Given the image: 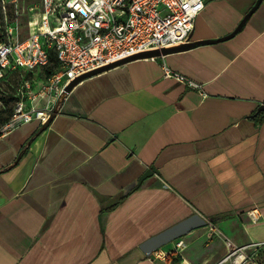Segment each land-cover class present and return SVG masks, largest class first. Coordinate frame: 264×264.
<instances>
[{
    "label": "crops",
    "instance_id": "1",
    "mask_svg": "<svg viewBox=\"0 0 264 264\" xmlns=\"http://www.w3.org/2000/svg\"><path fill=\"white\" fill-rule=\"evenodd\" d=\"M258 1L205 0L193 42L225 39L166 54L203 91L137 58L75 85L48 126L0 135V264H241L264 243ZM195 213L208 223L179 255L141 250Z\"/></svg>",
    "mask_w": 264,
    "mask_h": 264
},
{
    "label": "built area",
    "instance_id": "2",
    "mask_svg": "<svg viewBox=\"0 0 264 264\" xmlns=\"http://www.w3.org/2000/svg\"><path fill=\"white\" fill-rule=\"evenodd\" d=\"M20 4L0 0V79L12 72L42 70L53 56L58 64L31 92L29 99L40 105L27 107L21 91L10 128L35 120L47 123L59 112L66 88L89 72L193 42L196 19L206 7L205 0H34L20 12ZM23 15L29 24L26 38L20 39ZM158 57L164 60V77L203 91L201 83L169 67L166 54L148 58ZM184 246L178 239L173 250L160 248L152 254L167 258L179 255Z\"/></svg>",
    "mask_w": 264,
    "mask_h": 264
},
{
    "label": "rangeland",
    "instance_id": "3",
    "mask_svg": "<svg viewBox=\"0 0 264 264\" xmlns=\"http://www.w3.org/2000/svg\"><path fill=\"white\" fill-rule=\"evenodd\" d=\"M34 0H20V12L26 11V6L28 3L33 2ZM10 14L14 16V13L11 11ZM26 14V13H25ZM27 15V14H26ZM26 15L22 16V26L23 32L20 34V39H24L27 36L28 21H26ZM28 16V15H27ZM29 17V16H28ZM3 29L0 27V36H2ZM1 40V38H0ZM43 74V71L38 75L36 74H27L26 72H12L9 73L6 77L0 79V135L8 131L10 127H7L13 119L15 109L21 97V91H24L25 94V103L27 107H31L33 104L40 102L29 99L31 92L38 87L39 76ZM27 82L30 83V89H28ZM10 116V120L7 122H2V119ZM242 256L241 264H264V243H250L246 242L237 253L236 257ZM227 264H230L228 262Z\"/></svg>",
    "mask_w": 264,
    "mask_h": 264
},
{
    "label": "water",
    "instance_id": "4",
    "mask_svg": "<svg viewBox=\"0 0 264 264\" xmlns=\"http://www.w3.org/2000/svg\"><path fill=\"white\" fill-rule=\"evenodd\" d=\"M261 2V0L258 1V4ZM223 39H215V40H205V41H196V42H191L189 44L186 45H181L178 47H173V48H165L162 49L161 51L156 50V51H150L147 53H143L134 57H131L129 59L117 62V63H113L110 64L108 66H105L103 68L97 69L95 71L89 72L77 79H75L65 90L64 93V97L67 96V94L73 89V87L75 85H77L79 82H81L82 80H84L87 77L93 76L95 74H98L100 72H103L105 70H108L110 68L119 66L121 64H124L126 62H129L131 60L137 59V58H144V57H151V56H159L161 53L162 54H168L170 52L173 51H178V50H183V49H189L192 47H195L197 45L200 44H205V43H209V42H213V41H219V40H224ZM264 111V102L260 105V107L258 108V112ZM55 115H53L47 123L43 124V127L48 126L51 121L53 120ZM208 223V221L204 218V216H202L199 213H195L192 216L188 217L187 219L177 223L176 225L162 231L161 233H158L152 237H150L149 239H147L145 242H143L140 246L141 250L148 256H150L154 251L162 248L163 246L187 235L189 232H191L194 229L200 228L202 226H206Z\"/></svg>",
    "mask_w": 264,
    "mask_h": 264
},
{
    "label": "trees",
    "instance_id": "5",
    "mask_svg": "<svg viewBox=\"0 0 264 264\" xmlns=\"http://www.w3.org/2000/svg\"><path fill=\"white\" fill-rule=\"evenodd\" d=\"M0 38L2 40V37L1 36H0ZM57 64H58L57 63V60L53 56L52 59H51V63L48 66L44 67L42 70L35 71V72H26V73L27 74H36V73H38V75H39L43 71V74L41 76H39V80H38V82H41L42 80L46 79L47 77H49L53 73V71L57 67ZM263 114H264V112L261 111V112H258L257 116H259L260 118H262ZM9 120H10V116L2 119V122H7ZM179 261H180V257H178V258L175 259V262H179Z\"/></svg>",
    "mask_w": 264,
    "mask_h": 264
}]
</instances>
